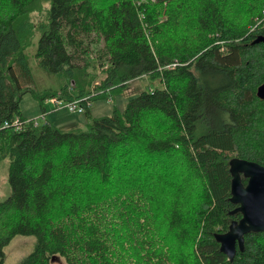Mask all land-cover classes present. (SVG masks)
<instances>
[{
  "label": "trees",
  "instance_id": "obj_1",
  "mask_svg": "<svg viewBox=\"0 0 264 264\" xmlns=\"http://www.w3.org/2000/svg\"><path fill=\"white\" fill-rule=\"evenodd\" d=\"M262 34L264 0H0V264L15 235L36 238L15 264H264V231L232 261L214 237L241 216L229 159L264 165ZM30 57L58 89L34 87ZM98 67L91 102L144 74L160 85L109 114L85 105L83 128L3 126L26 119L25 93L42 111L89 94Z\"/></svg>",
  "mask_w": 264,
  "mask_h": 264
},
{
  "label": "rangeland",
  "instance_id": "obj_2",
  "mask_svg": "<svg viewBox=\"0 0 264 264\" xmlns=\"http://www.w3.org/2000/svg\"><path fill=\"white\" fill-rule=\"evenodd\" d=\"M139 19H142L140 14H139ZM36 39L37 37H35V40ZM30 49H34V45L31 46V48L27 49V52H29ZM29 62L32 69L31 72L33 78V85L36 89L39 88L41 85H44V83H48L50 85H56L58 89L60 81L57 79L55 75H52L44 71L41 67L37 66L36 64L34 65L33 63L34 58L30 57ZM102 75H103L102 68L98 67L96 70V78L92 82L90 92L98 91L99 93H101L100 90L95 89V85H98V81L101 79ZM159 85L160 82L158 78H151L145 74L139 77H135L127 81L126 84L123 87H121L118 91L113 92L112 97L108 96L105 99H97L93 101L92 104L95 103L93 105V108H96L100 104L105 103V101H109L110 104L114 103L119 109H123L124 104L129 97L137 95L140 91L144 89H148L149 87L154 88L155 86H159ZM48 87L52 89H56L54 86H48ZM68 89H70V87H68ZM49 100L52 101L51 98H49ZM112 106L113 105H111L110 111L106 114H109L111 112ZM20 110L24 117L28 119H34L39 123H41V121H45V119L50 120L52 119L51 117L63 118L66 116L68 117L71 114L72 115L77 114L79 117V122L81 123L80 127L83 128L85 127L84 121L88 120V118H86L85 115L83 114V110L78 113H75L68 111L65 107H60V108L52 107V109L44 110V112H46L44 118L41 114L42 110L40 108L38 101L30 93H25L23 95L20 101ZM7 170H8V159L5 158L0 161V200H4L10 193V187L7 181ZM35 243H36V238L33 235H15L4 248L3 262L7 264H15L20 262L33 249ZM49 264H67V263L65 262L62 256H57V257H53L50 260Z\"/></svg>",
  "mask_w": 264,
  "mask_h": 264
},
{
  "label": "water",
  "instance_id": "obj_3",
  "mask_svg": "<svg viewBox=\"0 0 264 264\" xmlns=\"http://www.w3.org/2000/svg\"><path fill=\"white\" fill-rule=\"evenodd\" d=\"M252 42L264 44V34L258 35ZM256 95L264 99V81L257 86ZM229 172L230 200L239 204L236 210L240 211L241 217L238 221H232L225 232L215 237L220 250L232 261L236 245L240 250L243 249V233L264 229V165L233 157L229 160ZM240 172L248 177L245 186L241 182Z\"/></svg>",
  "mask_w": 264,
  "mask_h": 264
},
{
  "label": "crops",
  "instance_id": "obj_4",
  "mask_svg": "<svg viewBox=\"0 0 264 264\" xmlns=\"http://www.w3.org/2000/svg\"><path fill=\"white\" fill-rule=\"evenodd\" d=\"M44 70V69H43ZM46 71V70H44ZM47 72V71H46ZM48 86H54L57 89L56 85H50L48 83H44V85H41L39 88H37L38 90H43V89H52ZM48 87V88H47ZM111 102V101H110ZM53 103V104H52ZM43 108L44 110H49L52 109V107H55V104L53 101H50L49 98H46L43 103ZM95 103H93L90 107V114L93 116H101L104 115L106 113H108L111 109V105L109 103V101H105V103L100 104L98 107L93 108V105ZM54 105V106H53ZM78 113V112H75ZM92 116V117H93ZM52 119H50V121H53L55 124L61 126V127H70L71 125H80L81 123L79 122V117L77 114L75 115H69L68 117H63V118H57V117H51ZM47 120V119H45ZM86 122V120L84 121ZM83 124V123H82Z\"/></svg>",
  "mask_w": 264,
  "mask_h": 264
},
{
  "label": "bare ground",
  "instance_id": "obj_5",
  "mask_svg": "<svg viewBox=\"0 0 264 264\" xmlns=\"http://www.w3.org/2000/svg\"><path fill=\"white\" fill-rule=\"evenodd\" d=\"M175 63H171L170 65H168V66H173ZM149 90H153V88H151V87H149L148 88ZM97 93V91L95 92V91H91L89 94H87V95H94V94H96ZM53 97V96H52ZM52 97H49V98H52ZM83 97L84 96H82V97H80L79 99H80V102H81V104L82 105H86V101L83 99ZM46 99V98H45ZM44 99V100H45ZM62 99V98H61ZM62 100H64V101H69V100H65V99H62ZM91 105H92V103H91ZM90 105V106H91ZM55 108H60V107H56L55 106ZM44 113V114H43ZM45 113L46 112H44V110L42 111V116L45 118ZM8 123V125L9 126H11V127H13L14 129H21L23 126H24V124L25 123H28V122H32V124L33 125H37V124H39V122H37L36 120H34V119H28V118H26V119H21V118H19V117H14V118H12V119H10L9 121L8 120H5L4 122H3V126H4V123ZM233 157H237V158H239L238 156H233ZM233 157H231V158H233ZM230 158V159H231ZM229 159V160H230ZM243 159V158H242ZM245 160H247V159H245ZM249 161V160H248ZM228 165H229V161H228ZM240 174V179H241V182H242V184L245 186L246 184H247V182H248V177L247 176H244V174L242 173V172H240L239 173ZM242 177L243 178H245L246 179V181L245 182H243L242 181ZM230 197H231V195H230ZM230 197H229V200H230ZM231 201V200H230ZM232 202V201H231ZM232 203H234V204H237L232 210H231V213H235V212H240L239 210H236V208L239 206V204L238 203H236V202H232ZM241 214V213H240ZM241 217V216H240ZM240 217L238 218V219H233V220H231V222L232 221H238L239 219H240ZM230 222V223H231ZM260 231H264V229H262V230H249V231H247V232H245V233H243V244H244V235L245 234H247L248 232H260ZM223 232H225V231H223ZM223 232H217V233H215V235L216 234H220V233H223ZM215 235H214V237H215ZM215 240H216V237H215ZM217 241V240H216ZM237 246V245H236ZM220 249V248H219ZM226 257H227V255H226ZM228 259V258H227Z\"/></svg>",
  "mask_w": 264,
  "mask_h": 264
},
{
  "label": "built area",
  "instance_id": "obj_6",
  "mask_svg": "<svg viewBox=\"0 0 264 264\" xmlns=\"http://www.w3.org/2000/svg\"><path fill=\"white\" fill-rule=\"evenodd\" d=\"M90 95H85L83 99L86 101V106L90 107L91 100L89 99ZM87 98V99H86ZM51 100L54 102L56 107H65L70 112H80L84 110V106L81 104L79 98H75L69 101H64L61 98H59L57 95L53 96ZM8 123H4V126H7Z\"/></svg>",
  "mask_w": 264,
  "mask_h": 264
}]
</instances>
